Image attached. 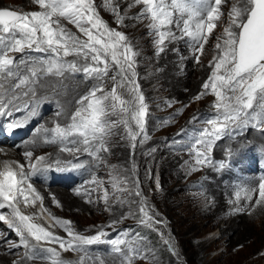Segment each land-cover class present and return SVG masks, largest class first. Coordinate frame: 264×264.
<instances>
[{
    "label": "rangeland",
    "instance_id": "374dc122",
    "mask_svg": "<svg viewBox=\"0 0 264 264\" xmlns=\"http://www.w3.org/2000/svg\"><path fill=\"white\" fill-rule=\"evenodd\" d=\"M0 1H5L10 10L19 13L42 10L36 0L30 2L21 0L19 3L15 0ZM132 2L133 0H112L113 4L120 5V14L124 16L123 24H118L116 16L105 7L103 0H95L101 18L111 28L124 32L133 50L140 53L137 57L136 81L148 104L145 126L148 138L141 140L138 135L133 148V141L125 125L118 123L106 137L105 149L97 155H92L96 142L92 143L89 152L83 151L84 145L78 133H72L63 140L55 136L51 137L53 143L47 148L30 150L34 156L31 159L25 157L28 163L44 156L47 163L71 166L76 162L82 164L89 172L82 186L73 188L78 204L72 202L67 207L60 203L51 205L56 214L53 215L48 211L57 220L55 219V222L52 220V224L45 222V229L64 240H71L72 237L68 235L65 227L58 223V220H66L71 222L74 235L93 236L101 231L105 234L101 242L84 245L80 249L67 248V246L62 248L59 242L36 241L34 237L33 239L29 237L40 246L48 245L43 254L45 260L38 264L73 262L77 264L88 256L93 257V259L89 258L93 263L97 257V261L101 264H127L121 258L123 254L127 255L133 264H264V201L255 202L259 200V184L264 178L261 179L259 171H247L242 160L249 159L246 151L250 150L255 154L253 162L255 161L256 167L263 166L264 143L261 141H264V131L261 129L264 128V115H257L261 111L260 108L254 105V109L248 110L247 124L242 125L240 131H236V124L227 122L226 131L219 139L214 140L211 149L207 152L211 157L210 162L197 165L195 155L197 150L203 151L205 147L198 145L196 141L201 137L207 140L208 135L205 134V130L209 134L211 132L212 125L208 121L219 115L221 116L219 122L224 123L223 110L215 107L217 103L215 94L210 89L205 90L203 84L209 80L217 58L222 55L226 47L225 42L229 39L228 31L235 36L239 35L238 25L247 18L245 9L250 5L245 9L243 6H233L241 10L240 17H236L232 13L233 7L225 9L226 3L221 0L217 17L219 22L214 21L213 31L207 35L203 49L197 52L196 48L199 44L191 37H188V41H184L186 35L181 32L183 21L189 19L191 12L199 13L193 7L195 0H183L181 5L188 9L184 11L183 16L176 15L181 11L178 7H172V0H165V4L169 6L168 10L173 12V20L180 21V25L178 28L172 24L160 29L161 31L170 29L177 37L172 42L165 41V51L161 53L155 43L158 33L149 27L152 23L151 17L136 18L145 6L136 4L132 8L125 7ZM211 4L214 6V0ZM197 7L203 11L202 17L206 19V12L202 10V6L198 4ZM193 18L194 25L197 18ZM61 24L81 39H85L71 22L61 20ZM173 26L176 28H172ZM0 47L3 49V44H0ZM25 54L31 55L32 59L45 60V57H49L48 53L35 50L9 53L15 60ZM64 59L77 61L78 67L84 64L75 54ZM28 63L31 66L30 62ZM89 63H91L90 58ZM117 70L110 62L109 72L103 78L104 91H110L114 86L111 77ZM26 72L30 75L29 67ZM77 72L78 74H74L65 71L63 75H53L54 73L47 74L43 68H40L37 74L42 80L37 78L38 84L27 88L30 90L24 93L21 87H18L16 91L21 92L18 94L16 92L17 95L8 93L7 96L15 95L16 101L32 99L40 104L48 102L46 105L54 106L56 109L49 111L40 123L43 130H47L51 135L57 124L65 128L72 124L74 113L86 105V102L85 105L80 103L81 98L97 83L94 77L82 71ZM28 74L23 77L17 75L16 81L26 75L29 77ZM6 79L8 82L0 79V82L2 81L0 93H6L4 90L14 86V81ZM120 79L117 77V80ZM126 89L127 85L117 88V92L123 99L129 100L131 97ZM100 94L97 92V95ZM51 96L56 99L55 102ZM32 100L28 101L35 104ZM104 119L110 123L128 119L133 130L138 131L128 113L108 111ZM57 146L61 147L57 148L56 152L45 155L47 151ZM66 148L72 150L65 151ZM150 149L155 151L149 154ZM230 161L237 162L245 171H240L237 164L228 171ZM35 184L36 182L33 186ZM53 187L59 188L58 185ZM137 190L142 191L144 195L136 196ZM37 192L39 194L38 189ZM105 193H107L106 199ZM72 200H75V197ZM144 201L146 203L142 204ZM31 202L19 205V209L36 224L35 219L40 218V214L37 205ZM27 205L34 208L31 215L28 214ZM141 206L146 207L153 219L160 223H141L143 219L140 213ZM229 223L233 225L231 228H228ZM144 228L150 230V233L140 234ZM3 232L0 231V245L5 244L7 251L12 252L14 249L22 253L32 251L30 250L33 248L32 245L19 246L16 249L20 243L19 235L10 231L6 233L9 236L3 238ZM152 236L156 238L151 239ZM117 237L125 240L126 243L111 244L110 241ZM10 239L14 241L9 244L7 241ZM128 241H132L133 247H138L139 250H129ZM76 243L73 240V245ZM15 244L16 246L13 247ZM117 248L120 250L117 251ZM48 249H55L56 252L52 253L47 251ZM32 252L36 253V251ZM49 252L50 255L55 254V256H49ZM56 253H62L64 257H58Z\"/></svg>",
    "mask_w": 264,
    "mask_h": 264
},
{
    "label": "snow or ice",
    "instance_id": "6c2138e0",
    "mask_svg": "<svg viewBox=\"0 0 264 264\" xmlns=\"http://www.w3.org/2000/svg\"><path fill=\"white\" fill-rule=\"evenodd\" d=\"M114 16L118 24H123L124 16L120 14V5L113 4L112 0H103ZM36 3L42 10L32 11L30 13H19L8 8L0 9V44H3L2 54H0V76L11 77L14 71L19 70V65L9 53H25L26 50H35L41 53H48L49 58L41 60L39 58L32 60L31 66L26 61L21 60L20 64L29 67L32 77H36L40 68H43L47 74L63 75L65 71H82L88 76L97 80L93 88L81 98L80 103L86 105L80 107L72 116V124L68 127H61L59 124L52 130L55 137L63 140L72 133H78L82 138L84 145L83 151L89 152L92 143L96 142V147L92 150V155H97L105 149L106 137L118 123H123L127 133L133 141L132 147L135 148L137 136L141 140L148 137L145 133L146 117L148 114V104L145 97L139 90L136 81V64L139 52L133 50L126 34L111 28L108 23L101 18L97 9L95 0H36ZM249 7L246 22L238 25L240 32L235 36L228 31L229 39L225 42L226 47L217 58L214 64V70L210 78L203 84L205 90L210 89L217 98L215 107L223 110L221 116L208 121L212 125L210 134L205 130L208 139L199 138L196 143L203 145L204 150L195 153L196 164L203 165L211 161L207 152L211 149L215 139H219L228 128V121L236 124V131L241 130L242 125L247 124L248 110L254 109V105L260 108V113L264 115V0H247ZM136 4H142L144 10L136 17L150 16L152 23L149 25L158 33L155 43L158 45L159 52L165 51V41L172 42L176 40V35L169 29L161 31L160 29L176 23L179 27L180 21L173 20V12L168 10L165 0H133L132 3L125 5L132 8ZM204 11L206 19L200 13L191 12L189 19L183 21L181 28L182 34L191 37L199 44L196 51L203 49V43L207 35L215 27L214 21L220 11L221 0H214V6L211 0H204ZM172 7L180 8L181 12L188 9L179 4L178 0H172ZM232 13L240 17L241 10L233 7ZM196 17V22L192 24V18ZM61 20H67L74 24L79 33L85 37L72 33L61 24ZM217 47H220L217 45ZM174 50V49H173ZM75 54L83 62L82 67L77 66V61H66L64 58ZM89 58L91 63H89ZM111 64L118 69L111 77L114 86L110 91L103 90V78L107 76ZM37 66H40L38 68ZM120 77V80H117ZM28 77H24L19 84H25ZM127 85V92L130 99L125 100L117 92V88H123ZM100 92V95H97ZM232 93V95H228ZM111 111L113 113H128L130 119L135 122L138 131H134L129 124L128 119H122L117 122H109L104 117ZM10 109L4 101L0 100V114L7 115ZM14 125H9L8 130ZM264 131V128L261 129ZM76 143V141H73ZM72 149L66 148L65 151ZM80 149H77L79 151ZM155 149H150L149 154ZM25 157L31 159L32 152H25ZM46 157L40 156L35 164L30 165L33 170L38 166H43ZM20 179H17V173L11 169L0 172V209L6 206L12 210L15 222L14 228L20 236L21 244L27 246L28 237H34L36 241L59 242L62 248H82L84 245L101 242L104 232H99L93 236L74 235L70 221L58 220V223L65 227L71 240H64L55 236L39 224L31 222V218L23 214L17 203L19 199L29 202V197L25 195L28 191H35L30 184H26L29 177L23 172V165L20 166ZM138 187V185H137ZM136 196H143V192L137 190ZM259 200L264 201V181L259 184ZM107 193H105V199ZM251 199V197H249ZM146 203V201L142 202ZM140 213L143 219L141 223L159 224L160 221L154 220L146 207H140ZM5 217L0 215V221ZM128 235V233H124ZM73 240L77 243L73 245ZM113 245H124L125 240L117 237L110 241ZM127 247L131 251H138V247H133V242L128 241ZM120 249L117 248V251ZM55 253V249H48Z\"/></svg>",
    "mask_w": 264,
    "mask_h": 264
},
{
    "label": "bare ground",
    "instance_id": "6f19581e",
    "mask_svg": "<svg viewBox=\"0 0 264 264\" xmlns=\"http://www.w3.org/2000/svg\"><path fill=\"white\" fill-rule=\"evenodd\" d=\"M7 1H9V0H7ZM15 1H17L18 3L21 1V0H15ZM25 1H31V0H25ZM128 1V0H127ZM211 2H213V0H211ZM224 2L226 3V5H224V8L225 9H227V8H229V7H233V6H235V5H238V7H240V6H243L244 7V9L247 7V6H249L248 5V3H247V0H224ZM127 3V2H126ZM178 3L179 4H182L183 3V0H178ZM188 6L190 7V5L188 4ZM203 6H204V0H203ZM213 6V5H212ZM171 7V6H170ZM193 7H195V9H196V11H199V13L201 14V16H203V14H202V12L203 11H201V9L199 8V7H197L196 6V4L194 3L193 4ZM2 8H10V7H8L7 6V4H5V1H0V9H2ZM139 11V10H138ZM141 11V10H140ZM222 13H224V11L222 12ZM221 12H220V14H222ZM185 14V12H177L176 13V15L177 16H183ZM224 15V18H226V15L225 14H223ZM246 17V15H244V18ZM243 18V19H244ZM194 19V18H193ZM219 19V18H218ZM218 19H216V21L218 20ZM195 21V20H194ZM217 22H219V20L217 21ZM194 22L192 21V24H193ZM175 26H177V24L176 23H173ZM217 24H219V23H217ZM175 26H173L172 28H176ZM177 28H178V26H177ZM146 30V29H145ZM183 40L184 41H188V36H186L185 38H183ZM1 48V47H0ZM2 49V48H1ZM36 58V57H35ZM46 59H48L49 57H45ZM21 60H24V61H26L27 62V64H29L28 62H30V64H31V62H32V60H34V59H32V56L31 55H23V57L22 56H20L17 60H15V62H16V64H18L19 65V70L18 71H14V75L13 76H11V78L10 77H6V76H0V79L1 80H3L4 82L7 80V82H8V79H6V78H9V81H14V86L11 88V89H6V90H4L6 93H0V99H4L7 103H11L12 102V100H14L15 99V95H17L19 92H21V91H16V88H18V87H21L20 89L23 91V93L24 92H26V90H27V88H31L34 84H38V81H36L37 80V78L39 79V80H42L41 79V77H39L38 76V74H37V76L36 77H32L31 76V74L29 75L27 72H26V70H27V67L24 65V64H20V61ZM39 72V71H38ZM25 74H28V81L25 83V84H19V81H16V78H18V77H23V76H25ZM17 75H18V77H17ZM53 75H55V74H53ZM27 76V75H26ZM2 82V81H1ZM1 82H0V84H1ZM15 82H16V84H15ZM55 82V81H54ZM4 85H6V84H4ZM7 85H8V83H7ZM3 87V86H2ZM5 87H7V86H5ZM41 87V86H40ZM42 88V87H41ZM28 90H30V89H28ZM27 90V91H28ZM2 90L0 89V92H1ZM16 92H17V94H16ZM8 93H14L15 95H14V97L12 96V94L11 95H8L7 96V94ZM24 95V94H23ZM48 98H49V96H48ZM51 99H53V101L55 102L56 101V99L54 98V97H52L51 96ZM48 104V103H47ZM13 108V107H12ZM53 111V110H52ZM51 112V111H50ZM51 116V115H50ZM52 117V116H51ZM51 126V125H50ZM257 139H258V137H256ZM45 140V138L44 137H42V136H40L39 137V141L38 142H43ZM262 143H264V141H261ZM57 145H59V144H57ZM59 147H61V146H57V147H55L54 149H51V150H49V151H47L46 153H45V155H47V154H50V153H53V152H56L57 151V148H59ZM260 147V146H259ZM261 148V147H260ZM248 154H249V162H250V164H249V166H250V168L251 169H253V166H256L255 164H254V162H253V155H255V154H253V152L252 151H250V150H248V151H246ZM12 153H17V151H14V150H10V152H8L7 154H5L4 156H9V155H13ZM40 153V152H39ZM245 153V152H244ZM35 154V153H34ZM37 154V153H36ZM34 156V155H33ZM20 157H22V158H24L25 157V155H24V153L22 154V155H20ZM35 158V157H34ZM26 159V158H25ZM236 159V158H235ZM240 159V158H239ZM28 163V162H27ZM234 164H237L238 165V169L240 170V171H245V169L241 166V165H239L237 162H235V161H230V164H229V168H228V171H231V169H232V167H234ZM256 164H258V162H257V160H256ZM224 167V166H223ZM223 167H222V169H223ZM247 169V171L248 170H250L249 168H246ZM221 171H223V170H221ZM252 171V170H251ZM92 172H94V171H92ZM247 175V174H246ZM255 178V177H254ZM224 182V181H223ZM239 185V184H238ZM34 187H36L37 189H38V191H39V195H40V201H42L43 202V204L45 205L44 207H45V209H47V210H49L50 212H52L53 213V215H55L56 214V212H55V210H54V208H53V206H51V205H53L54 203H60L62 206H64V207H67L70 203H72V202H74V203H76V204H78V200H77V197L76 196H74V191H73V188H66V189H61V188H63V187H59V188H55V187H46V186H42V185H39V184H35L34 185ZM73 191V194L71 193ZM231 194H232V192H231ZM230 196V195H229ZM73 197H75V200H72L73 199ZM256 202V201H255ZM23 203H25V202H23V201H21V202H19L18 204H17V206L19 207V205H22ZM29 203V202H28ZM247 203H249V202H247ZM84 204V203H83ZM246 204V203H245ZM252 204H254L253 202H252ZM252 204H250V205H252ZM250 205H248V206H250ZM256 205V204H255ZM28 207V214L29 215H31L32 213H33V211H34V208L31 206V205H27ZM72 206H74V205H72ZM228 206V205H227ZM82 207V206H81ZM256 207V206H255ZM254 207V208H255ZM258 207V206H257ZM253 208V207H252ZM65 209V208H64ZM256 209V208H255ZM262 209V208H261ZM258 210V209H257ZM78 211V210H77ZM252 211H254V210H252ZM259 211H257V213H258ZM78 213V212H77ZM252 213V212H251ZM75 214V213H74ZM239 214V213H238ZM66 215H68V214H66ZM257 215V214H256ZM57 217H58V215H56ZM60 218V217H59ZM253 219H254V217H253ZM232 221V220H231ZM233 221H235V220H233ZM230 222V221H229ZM231 223V222H230ZM229 223V224H230ZM239 223V222H238ZM232 224V223H231ZM229 225L228 226V228H231V226H233V225ZM3 228L5 229V230H3ZM4 231L3 232V238H4V234L6 233V232H8L9 230H7V228L3 225V224H1L0 223V231ZM2 239V238H1ZM14 240H12V239H10V240H8L7 242L8 243H12ZM8 246V245H7ZM13 247H15V246H13ZM44 251H46V249L48 248V245L47 246H40ZM18 248V246H16V249ZM29 249V248H28ZM15 250V249H14ZM14 250L12 251V252H9V251H7L6 250V248H5V244H3V246H1L0 245V264H38L39 262H43L45 259L44 258H42L41 256H39V255H37L36 253H33L32 251H28V252H24V253H22V251H17L16 252V250H15V252H14ZM22 250V249H21ZM31 250V249H30ZM47 253V252H46ZM87 253H89V252H87ZM45 254V253H44ZM49 256H55V254L54 255H50V252H49ZM56 256H58V257H64L63 256V254L62 253H56ZM87 256V255H86ZM89 258L90 259H93V257H86V259L85 260H87V261H85V260H83V262H80V263H77V264H92L93 262L91 261V260H89ZM99 258V257H98ZM103 258V257H102ZM57 260V259H56ZM103 260V259H102ZM50 261V260H49ZM89 261V262H88ZM56 261H54V263H55ZM105 262H107V261H105ZM58 263V262H57ZM71 264H76L75 262H73V263H71ZM93 264H101L99 261H97V257L94 259V263ZM103 264V263H102ZM109 264V263H108Z\"/></svg>",
    "mask_w": 264,
    "mask_h": 264
},
{
    "label": "trees",
    "instance_id": "16d2710c",
    "mask_svg": "<svg viewBox=\"0 0 264 264\" xmlns=\"http://www.w3.org/2000/svg\"><path fill=\"white\" fill-rule=\"evenodd\" d=\"M111 116V115H110ZM145 233H150V230H148V229H143L142 231H140V234H145ZM151 239H155L156 237H154V236H152V237H150Z\"/></svg>",
    "mask_w": 264,
    "mask_h": 264
},
{
    "label": "water",
    "instance_id": "95a60500",
    "mask_svg": "<svg viewBox=\"0 0 264 264\" xmlns=\"http://www.w3.org/2000/svg\"><path fill=\"white\" fill-rule=\"evenodd\" d=\"M244 22H246V19H245V21Z\"/></svg>",
    "mask_w": 264,
    "mask_h": 264
}]
</instances>
